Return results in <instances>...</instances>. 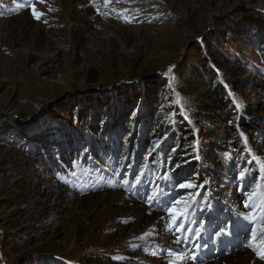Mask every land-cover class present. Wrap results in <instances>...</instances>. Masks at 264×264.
I'll use <instances>...</instances> for the list:
<instances>
[{
  "label": "rangeland",
  "instance_id": "rangeland-1",
  "mask_svg": "<svg viewBox=\"0 0 264 264\" xmlns=\"http://www.w3.org/2000/svg\"><path fill=\"white\" fill-rule=\"evenodd\" d=\"M0 4L5 7L0 13V264H19L21 256L50 255L72 263L106 264L107 258H123L124 264L132 260L138 264V252L151 264H264L247 246V229L252 225L243 217L249 209L238 184H205L221 190L216 201L219 220L210 204L195 222L185 224V229L193 227L191 231L170 228L169 202L187 201L199 191V187L179 189L177 183L199 185L206 180L201 166L208 160L193 158L192 153L202 144L209 158L214 157L216 135L211 132L226 130L213 117L221 109L201 112L199 125L185 104L175 119L164 110L168 124L173 119L181 124L176 132L181 139L177 165L186 167L185 176L169 184L167 191L158 187L164 193L177 190L162 208L148 201L154 193L149 188L135 197L113 186L115 179L92 176L95 172L83 169L78 171L75 190L63 187L34 153L42 142H55L63 149L91 142L88 130L94 121L102 134H113L125 150L132 135L143 133L137 126L144 101L130 104L126 99L127 89H135L140 81L147 90L166 82L165 88L175 87L185 103L207 99L203 89L189 90L190 84L174 73L159 80L171 66L187 70L201 62L206 55H199L194 44L211 29L217 30L213 38L224 40L225 31L218 29L224 22L236 23L241 38L251 35L252 46L243 48L228 34L225 50L230 60L209 57L219 67L213 70L227 79L234 104L247 109L250 118L264 119L263 103L246 89L260 79L234 62L242 55L243 61L264 67L255 54L264 49V0H1ZM234 109L236 105L231 113ZM147 116L154 115L151 111ZM144 122L138 130H148V120ZM173 134L169 130L161 139L149 140L142 156L177 145ZM249 143L264 163V137ZM248 179L256 185L255 178ZM213 220L217 223L212 228ZM197 225L207 227L199 238ZM182 234L192 238L177 244ZM170 250L182 258L169 255Z\"/></svg>",
  "mask_w": 264,
  "mask_h": 264
},
{
  "label": "trees",
  "instance_id": "trees-1",
  "mask_svg": "<svg viewBox=\"0 0 264 264\" xmlns=\"http://www.w3.org/2000/svg\"><path fill=\"white\" fill-rule=\"evenodd\" d=\"M4 1L18 3L21 0ZM4 9V5L0 4V13L4 11ZM233 25L235 26L234 28H232ZM221 27L225 31L226 37L228 34H232L233 37H235L236 43L240 42L243 48H251L252 36L249 35L247 38H241L242 32H240V28L237 27L236 23L233 21L224 22L218 26V29ZM214 31L217 30H209L208 33L193 46L197 48L196 51L199 55H206L201 62H198L197 65L187 70L177 68V66H171L168 71L162 74L159 80L165 81L171 73H174L181 78V80L190 84L189 90L198 92L200 89H203L208 95L207 99L198 100V104L196 103L197 101L191 102L187 99L185 103L177 95L175 87L173 88L172 85L167 84L168 86L165 88L166 82L162 85L157 83L149 85L146 87L148 88L147 90L144 89L145 87L140 81L135 89H127L126 94H129V96L126 99L130 104H134L137 99L141 102L144 101L142 102L141 108L142 112H144L139 115L137 126V131H142L143 133L139 132L140 134L137 135V132L134 136L132 135V138H130L125 145V150L122 148V143H119L118 139L113 138V134L110 135L108 131L102 134L96 121L89 127L88 131L92 134L93 140L87 144H80L78 146L69 147L68 149H63L58 143L42 142V145L38 148L39 150H34V153L39 156L41 163L59 185L75 190L78 171L83 169L84 171L95 172L92 176H106L115 179L113 186L122 188L129 194L133 193L135 197H139L141 194L145 193V189L149 188L154 191L152 194L154 197L152 202L155 203L156 207L162 208L167 200L172 199V194L177 192V190L164 193L161 191V188L163 187V190L167 191V189H169V184L177 178L185 176L184 170L186 166L174 168L175 165L178 164L177 159H179V155L181 154V152L177 150L181 139L177 138L176 134L177 130L179 131L178 126L181 124L174 120V117L177 110L181 111L183 104L186 105L185 108L187 112L191 113L193 118L195 117L198 125L203 120L201 112L211 111V113H215L217 109L222 110L213 116L215 119H218L221 125L226 127L224 133L217 134L211 132L213 135H216L213 140V147L211 148L215 151L214 157L212 159L209 158L202 144H198V146L194 148L195 152L192 153L193 158L203 157L205 160H208L206 164L201 166V173L204 174L205 179L210 182V184H220L221 186L230 185V187H234L235 184H238L237 186L239 187L241 185L236 177L242 168H248L250 170L248 178L252 177L255 178L254 181H262L264 179V172H261L260 165L254 160L251 164H248L247 161L252 160V156L254 155L263 163L259 155L250 147L249 140H260L264 137V130L262 128L264 119L250 118L249 115H251V113L247 109L243 107L239 108V105L234 104L236 98L233 95L231 87L228 85L227 79L216 72L217 70H213L219 68L214 67V58L226 61L230 60L228 56H226V37L224 40L213 38ZM233 54L235 55V52ZM255 54L260 58V62L264 64V49L256 50ZM211 56L214 58H209ZM242 57V55H237L234 62L243 66L245 69L253 70L256 77L260 79L259 83H249L246 89H250L254 93L255 98L264 105V67L249 64L247 60L243 61ZM160 90H162V92H160ZM164 104H167L166 108H163ZM151 105L154 106L150 107ZM233 105H236V109L231 113L230 108H232ZM115 106H117V104ZM151 108L154 115L153 118L147 116V112H151L149 111ZM165 109L168 115H172L174 118L172 124H168L165 119V114H163ZM114 113L116 115L118 114L117 111H114ZM235 116H237V118L233 119ZM145 120H148V130H138L139 127L145 126ZM149 120H151L150 124ZM106 127L108 126L106 125ZM169 130L175 132V134H173V144L176 143L177 145L155 150L151 155L144 158V156H142V150L145 148V145H147V142L153 139H155V141L161 139L165 131ZM192 133H195V130H193ZM241 133H243V136H241ZM176 139H178L177 142ZM245 139L247 143H245ZM170 141L171 140L168 139L165 146H167ZM171 149H174L173 152ZM246 149H251L252 155H249ZM194 161L196 162L197 160L195 159ZM174 163L175 165H173ZM192 164L193 163H190L189 165ZM72 173L75 174L72 175ZM116 173H119V175H116ZM137 176H140L138 183L136 182ZM123 179L127 180L129 183L120 184ZM133 184H135L134 187L132 186ZM159 186H162L160 190L158 188ZM214 187L207 188L205 185L204 188H199L200 195L196 197L199 208L193 207L194 210H191L188 218L184 221L185 224L196 221L210 204H212L211 210L215 212L216 219L219 220L221 214L216 210L218 206L216 201L217 199H221V190H216ZM158 195H163L162 197L165 200L162 201V198ZM200 209H203V211H200ZM206 217L211 219L210 214ZM216 223L217 221L213 220L211 227L213 228ZM191 228L193 227L191 226L189 229ZM195 228L199 230V233L207 229V227L205 228L200 225H197ZM182 232L183 230L178 233ZM206 235H211V232L208 231ZM180 237V241L192 238L191 234H182ZM182 243L186 246V242ZM204 247H208V245ZM136 257L137 259H141L138 264H151L144 260L145 254L143 252H138ZM106 261V264H124L126 260L123 258L121 260L107 258ZM136 261L137 260H132V264H136ZM19 264H83V262L72 263L65 260V258L50 255L43 258L21 256L19 258Z\"/></svg>",
  "mask_w": 264,
  "mask_h": 264
},
{
  "label": "snow or ice",
  "instance_id": "snow-or-ice-1",
  "mask_svg": "<svg viewBox=\"0 0 264 264\" xmlns=\"http://www.w3.org/2000/svg\"><path fill=\"white\" fill-rule=\"evenodd\" d=\"M126 11V10H125ZM33 14L39 18V15L35 12V8L33 6ZM119 15V13H118ZM243 136V133H241ZM245 143L247 140L245 139ZM249 155H252L251 149H246ZM256 161L260 165L261 172H264V163H262L257 157L254 155L252 156V160L247 161L248 164H251L252 161ZM179 167V165H177ZM75 173H72L74 175ZM119 175V173H116ZM250 175V170L248 168H242L237 175V180L240 182L241 190L243 194L247 197L244 201V207L249 209V212L244 215V219L248 221L252 226L247 229L249 233V239L247 240V246L252 249L256 253V255L264 260V183L261 180H257L255 186H251V180L248 179ZM140 180V176L136 177V182L138 183ZM123 183L128 184L127 180H124ZM208 181L204 180L203 183L199 185L191 183V182H178L177 187L179 189H194V188H204L205 184ZM133 187L135 184L132 185ZM251 189V190H249ZM200 195L199 191L192 193L190 198L187 201H182L180 199H173L169 202V206L167 207L166 211L170 218V228H175L177 232L182 230L191 231V229H185L184 221L188 218L193 207L199 208V204L196 200V197ZM153 196L148 197V201H153ZM203 211V209H200ZM179 221V223H177ZM195 222V221H193ZM220 235V233H217ZM197 238H199L200 233L197 231L196 233ZM181 238L177 237L176 243H180ZM199 247V244L196 245ZM135 247V245H134ZM169 255H174L177 259H181L182 257L178 253H173L171 250L169 251ZM193 259H196L193 256ZM172 264V262H170Z\"/></svg>",
  "mask_w": 264,
  "mask_h": 264
}]
</instances>
